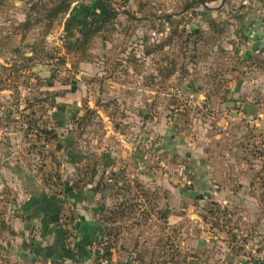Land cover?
I'll return each instance as SVG.
<instances>
[{
	"label": "rangeland",
	"instance_id": "obj_1",
	"mask_svg": "<svg viewBox=\"0 0 264 264\" xmlns=\"http://www.w3.org/2000/svg\"><path fill=\"white\" fill-rule=\"evenodd\" d=\"M100 1L116 15L97 0H0V140L12 147L0 157L49 193L100 194L110 263L256 264L264 132L223 149L251 166L249 203L184 199L196 175L161 143L220 129L211 99L243 45L234 19L264 18V0ZM178 164L193 188L170 173ZM0 227L1 243L11 230Z\"/></svg>",
	"mask_w": 264,
	"mask_h": 264
},
{
	"label": "crops",
	"instance_id": "obj_2",
	"mask_svg": "<svg viewBox=\"0 0 264 264\" xmlns=\"http://www.w3.org/2000/svg\"><path fill=\"white\" fill-rule=\"evenodd\" d=\"M243 10L247 12L242 11L243 18L234 19L236 24L240 21L241 27L235 38L243 45L236 50L233 66L221 68L218 96L215 101V97L211 99V105L219 108L215 120L220 129L198 138L170 130L160 144L169 155L187 158L196 175L195 190L204 192L199 193L204 201L226 204L249 203L253 199L243 192L247 182H251V166L247 169L246 164L235 165L231 153L223 150L241 145L248 135L251 139L264 132V71L260 70L264 68V18L252 9ZM210 124L208 120L207 127ZM5 149L12 147L0 140L2 155ZM236 184L239 186L233 190ZM185 193L182 195L187 199ZM100 199V194L94 192L70 190L68 194L57 195L44 191L38 181L22 177L18 168L8 169L0 157V221H6L11 230L8 240L2 239L0 243V264H43L53 260L66 264H109V257L102 256L105 243L100 237L103 236L101 210L97 206ZM173 215H169L171 222L179 218ZM1 230L0 227V233H4ZM263 253L264 249L254 263L264 264L259 262L264 260L260 258ZM132 260L140 263L139 257Z\"/></svg>",
	"mask_w": 264,
	"mask_h": 264
},
{
	"label": "built area",
	"instance_id": "obj_3",
	"mask_svg": "<svg viewBox=\"0 0 264 264\" xmlns=\"http://www.w3.org/2000/svg\"><path fill=\"white\" fill-rule=\"evenodd\" d=\"M167 166V165H166ZM170 173L177 176L179 180L184 184V186H187L188 188H193V181L188 176V173L186 171V167L182 164L178 165H170ZM261 259H264V253L260 256ZM43 264H66L63 261H47Z\"/></svg>",
	"mask_w": 264,
	"mask_h": 264
},
{
	"label": "trees",
	"instance_id": "obj_4",
	"mask_svg": "<svg viewBox=\"0 0 264 264\" xmlns=\"http://www.w3.org/2000/svg\"><path fill=\"white\" fill-rule=\"evenodd\" d=\"M97 1H99V2L102 4V8H103V12H104L105 16H107V15L115 16V15H116L115 13L112 14V13L108 10V8H107L105 5H103V3H102L100 0H97ZM66 125H67V124H66ZM44 134H47V135H48L49 132L46 131ZM116 214L119 215V212H117ZM101 231H103V230H102V227H101ZM109 254L111 255L110 251H107L105 257H109ZM139 259H140V258H139ZM108 260H109V258H108ZM53 261H62V260H53ZM63 262H65V261H63ZM65 263H66V262H65ZM140 263H141V259H140ZM140 263H139V264H140Z\"/></svg>",
	"mask_w": 264,
	"mask_h": 264
},
{
	"label": "water",
	"instance_id": "obj_5",
	"mask_svg": "<svg viewBox=\"0 0 264 264\" xmlns=\"http://www.w3.org/2000/svg\"><path fill=\"white\" fill-rule=\"evenodd\" d=\"M187 199L193 200V201H197L198 199H202L203 195L199 194L197 191H191V192H187L184 195Z\"/></svg>",
	"mask_w": 264,
	"mask_h": 264
}]
</instances>
